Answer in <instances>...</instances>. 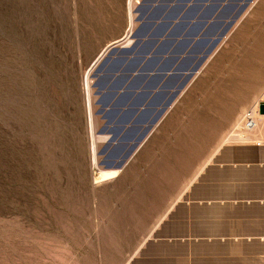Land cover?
<instances>
[{"label":"rangeland","instance_id":"rangeland-1","mask_svg":"<svg viewBox=\"0 0 264 264\" xmlns=\"http://www.w3.org/2000/svg\"><path fill=\"white\" fill-rule=\"evenodd\" d=\"M141 1L135 3L129 40L117 46L133 40ZM246 1L239 0L243 9ZM254 3L212 47L133 157L109 177L104 170L111 169L110 150L100 154L108 137L135 136L128 124L152 118L139 102L161 104L168 97L144 99L117 88L99 95L93 86L98 152L93 165L83 76L105 45L125 36L127 0H0V264H124L151 229L167 193L196 176L238 114L257 106L264 92V51L242 43L236 30L264 27V12L252 15ZM176 8L167 1L154 6V22L140 28L158 38L154 46L164 67L174 63L163 56L166 51L187 47L184 41H160V35L182 30L157 21L181 13ZM206 49L197 42L191 51ZM178 64L191 66L183 58ZM137 79L115 76L105 85ZM164 80L176 81L168 75ZM124 103L131 107L120 106ZM101 107L105 110L98 112Z\"/></svg>","mask_w":264,"mask_h":264},{"label":"crops","instance_id":"crops-1","mask_svg":"<svg viewBox=\"0 0 264 264\" xmlns=\"http://www.w3.org/2000/svg\"><path fill=\"white\" fill-rule=\"evenodd\" d=\"M193 1L188 0L185 6H175L181 13L172 19L157 18L158 22H168L182 29L160 35V41L171 39L187 44L181 51L171 49L163 54L174 60L168 67L158 65V60H162V52L154 46L158 38L154 41L151 33L139 29V26L154 22L150 10L160 4L153 3L141 11L142 19L149 20L147 23L138 20L140 22L133 31L138 30L137 39L133 38L126 45L131 51L116 53L102 67L99 85L102 94H113V88H117V93L124 89L122 93L125 95L136 93L142 94L144 99L149 95L163 98V94L154 91L155 87L165 84L160 74L167 69L183 68L178 59L191 51L202 34L213 32V39L223 32L222 39L227 32L224 28L229 17L243 10L239 0L226 12L223 9L227 8L228 0ZM188 9L194 12L187 14ZM251 10L253 17L264 12V0L256 1ZM206 17L207 23L203 24L202 18ZM187 26L197 29L183 32ZM236 30L242 36V43L253 50L264 51V27ZM146 44H149L147 49ZM203 45L208 48L211 41L203 42ZM129 61L135 65L129 69L121 67L122 63ZM139 70L149 73L137 75V80L146 81L143 85L139 81L117 87L105 85L107 79L129 77L132 71ZM133 77L136 75L129 78ZM142 103L141 100L138 105ZM156 104L150 102L146 105ZM256 104L238 114L236 124L224 132L196 176L186 186L173 188L167 193L166 203L157 212L151 229L124 264H264V92ZM102 106L111 109V105ZM120 106L131 107V104ZM260 256H263L262 260Z\"/></svg>","mask_w":264,"mask_h":264},{"label":"water","instance_id":"water-1","mask_svg":"<svg viewBox=\"0 0 264 264\" xmlns=\"http://www.w3.org/2000/svg\"><path fill=\"white\" fill-rule=\"evenodd\" d=\"M167 1V5L172 6H185L188 3V0H142L140 6L137 8L138 12V20L141 21V23H147L148 18L143 20L141 17V11L150 7L153 3L158 2L159 4ZM197 0H194L193 2H196ZM235 15L229 17L228 22L225 25L224 30L226 31L230 24L232 23ZM201 21L203 24L207 23V17L202 18ZM171 22V21H170ZM214 23V22H213ZM141 27L139 26V29ZM138 31V30H137ZM137 31L133 34H131L132 38L137 39ZM211 33V34H210ZM213 32H207L206 34H202V37L199 39L200 43L203 44V42H210L211 45L202 52H197L198 54H192L193 51H187L183 53V59H188L190 61L191 66H186L181 69H167L163 73L160 74L161 77H164L165 75H168V78H175L176 82L175 84H164L159 87H155V92H160L164 96H168L167 100L163 103H159L153 106L149 105H141L139 106L140 109H150V112L152 114V118L148 121H142L140 123H137V121L132 122L133 124H128L130 129L134 130L137 134L130 138H124V139H116L115 136L110 135L108 137L107 142L102 146L100 150V154H105L108 150V156L112 157L113 160L107 165L109 168H121L123 164L128 162L135 152L137 151L138 147L143 143V141L147 138L149 135V132L151 128L156 125L159 122L161 114L165 111V109L171 104L175 96L187 85L189 79L191 76L198 71L200 68V65L204 61L205 57L211 50V48L219 41L221 36L223 35V32L219 33L216 37L211 39V36ZM198 41V42H199ZM131 51L130 46L121 45V46H112L106 54L102 57L98 65L95 67L93 77L95 78V81L93 83V86L97 87L96 94L101 95L102 92L99 88V85L101 83V75H102V67L104 63H106L112 56H114L116 53L119 54H127ZM172 56V55H169ZM167 55V57H169ZM171 58V57H169ZM140 74H149L144 71H132L128 76H137ZM118 92H124V89H120ZM96 103H99V100L96 101ZM105 107H101L98 112H102ZM109 109V107H106ZM126 108V106H124ZM106 127V126H105Z\"/></svg>","mask_w":264,"mask_h":264},{"label":"bare ground","instance_id":"bare-ground-1","mask_svg":"<svg viewBox=\"0 0 264 264\" xmlns=\"http://www.w3.org/2000/svg\"><path fill=\"white\" fill-rule=\"evenodd\" d=\"M137 0H127V18H128V29H127V32L125 33V36L124 37H121L120 39L118 40H114L112 41L111 43L105 45L102 50L100 51V53L97 55V57L92 61V63L90 64L89 68L85 71V74L83 76V91H84V98H85V103H86V109H87V120L89 122V132L91 135V159H92V163L93 165H97L98 164V152H97V145H96V140H95V133H94V120H93V102H92V89H93V73H94V70H95V67L98 65V63L100 62V60L102 59V57L106 54V52L114 45H116L117 43H122V42H125V41H128L129 40V37L128 34L129 32L132 30V28L134 27V24H135V3ZM233 1V0H232ZM231 0L229 1V4H228V7H232V5L234 4ZM256 0H247L246 1V5H245V9H243L242 11H240L238 13V15H236L232 21V27L231 29H233L237 23L242 19V17L244 16L245 12L247 10H249V8L251 7V5L255 2ZM228 2V1H227ZM135 7V8H134ZM171 8V7H170ZM176 8V7H175ZM178 9V8H176ZM198 9V8H197ZM227 9V8H226ZM137 10V9H136ZM171 15V14H170ZM230 24V25H231ZM228 34V33H227ZM224 35V38L227 36ZM222 43V42H221ZM210 57V56H209ZM203 66V65H202ZM202 68V67H201ZM200 68V69H201ZM126 162L123 164V166L121 168H111V169H108V170H104L105 172H107L109 174V177H114L116 176L122 169L123 167L125 166ZM99 171V170H98ZM103 171V170H102ZM257 254V253H256ZM259 255V254H258ZM261 257V256H260ZM263 257V256H262ZM262 257H261V260H262ZM262 262V261H260Z\"/></svg>","mask_w":264,"mask_h":264},{"label":"built area","instance_id":"built-area-1","mask_svg":"<svg viewBox=\"0 0 264 264\" xmlns=\"http://www.w3.org/2000/svg\"><path fill=\"white\" fill-rule=\"evenodd\" d=\"M248 124H251V121H249Z\"/></svg>","mask_w":264,"mask_h":264}]
</instances>
